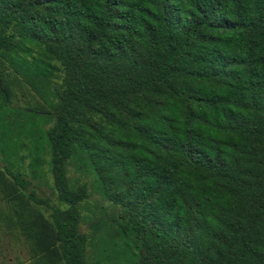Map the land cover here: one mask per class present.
I'll list each match as a JSON object with an SVG mask.
<instances>
[{"label":"trees","instance_id":"obj_1","mask_svg":"<svg viewBox=\"0 0 264 264\" xmlns=\"http://www.w3.org/2000/svg\"><path fill=\"white\" fill-rule=\"evenodd\" d=\"M0 59L49 109L0 80L3 168L51 177L64 264H264V0H0ZM70 163L119 207L90 251Z\"/></svg>","mask_w":264,"mask_h":264},{"label":"rangeland","instance_id":"obj_2","mask_svg":"<svg viewBox=\"0 0 264 264\" xmlns=\"http://www.w3.org/2000/svg\"><path fill=\"white\" fill-rule=\"evenodd\" d=\"M0 80L11 90L10 105L27 110L48 109L1 59ZM27 161L24 158L25 164ZM67 176L70 183L86 186L87 189V196L80 205V231L88 236L90 251L97 235L103 234L106 228L115 227L119 207L102 198L95 189L92 176L72 163L67 166ZM27 178L30 179V185L26 188L14 184L0 159V264H64L56 254L57 243L54 237H49V233H53L51 209L37 204L28 194L34 191L53 206L62 208L65 204L57 199L49 175L47 180L31 178L29 175Z\"/></svg>","mask_w":264,"mask_h":264}]
</instances>
